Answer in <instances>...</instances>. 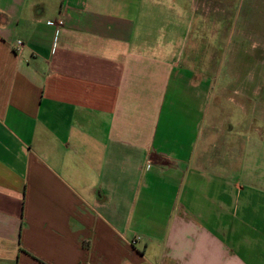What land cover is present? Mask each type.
<instances>
[{"label":"crops","instance_id":"obj_1","mask_svg":"<svg viewBox=\"0 0 264 264\" xmlns=\"http://www.w3.org/2000/svg\"><path fill=\"white\" fill-rule=\"evenodd\" d=\"M181 3L0 0V264H264V131Z\"/></svg>","mask_w":264,"mask_h":264},{"label":"rangeland","instance_id":"obj_2","mask_svg":"<svg viewBox=\"0 0 264 264\" xmlns=\"http://www.w3.org/2000/svg\"><path fill=\"white\" fill-rule=\"evenodd\" d=\"M198 3L199 8L193 9L192 0H182V21L188 17L192 26L183 32L179 48L183 56L193 55L199 68L213 65L216 115L239 117V101L245 100L249 148V139L257 137L255 129L264 131V0Z\"/></svg>","mask_w":264,"mask_h":264},{"label":"built area","instance_id":"obj_3","mask_svg":"<svg viewBox=\"0 0 264 264\" xmlns=\"http://www.w3.org/2000/svg\"><path fill=\"white\" fill-rule=\"evenodd\" d=\"M58 24H59V25H61V24H62V21H61V20H59V21H58ZM21 45H22V41H21V40H19V39H18V40H16V46H17V48H18V47H20Z\"/></svg>","mask_w":264,"mask_h":264}]
</instances>
